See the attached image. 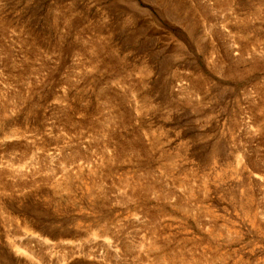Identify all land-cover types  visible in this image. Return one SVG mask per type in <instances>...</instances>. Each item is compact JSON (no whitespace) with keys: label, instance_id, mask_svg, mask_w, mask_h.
I'll return each instance as SVG.
<instances>
[{"label":"rangeland","instance_id":"1","mask_svg":"<svg viewBox=\"0 0 264 264\" xmlns=\"http://www.w3.org/2000/svg\"><path fill=\"white\" fill-rule=\"evenodd\" d=\"M0 264H264V0H0Z\"/></svg>","mask_w":264,"mask_h":264}]
</instances>
